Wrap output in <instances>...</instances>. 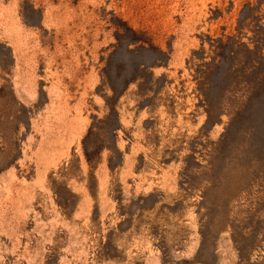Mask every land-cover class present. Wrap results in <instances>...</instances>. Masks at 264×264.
I'll list each match as a JSON object with an SVG mask.
<instances>
[{"label": "rangeland", "instance_id": "obj_1", "mask_svg": "<svg viewBox=\"0 0 264 264\" xmlns=\"http://www.w3.org/2000/svg\"><path fill=\"white\" fill-rule=\"evenodd\" d=\"M0 264H264V0H0Z\"/></svg>", "mask_w": 264, "mask_h": 264}]
</instances>
